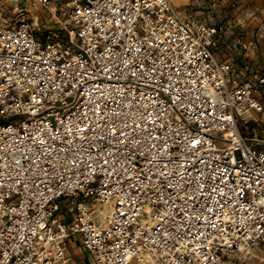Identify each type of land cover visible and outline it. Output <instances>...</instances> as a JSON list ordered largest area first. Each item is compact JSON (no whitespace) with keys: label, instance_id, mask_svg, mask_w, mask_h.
I'll list each match as a JSON object with an SVG mask.
<instances>
[{"label":"built area","instance_id":"2783aa9c","mask_svg":"<svg viewBox=\"0 0 264 264\" xmlns=\"http://www.w3.org/2000/svg\"><path fill=\"white\" fill-rule=\"evenodd\" d=\"M192 8L71 0L54 29L0 26V264H73V239L87 264L264 249V74L249 33Z\"/></svg>","mask_w":264,"mask_h":264},{"label":"rangeland","instance_id":"374dc122","mask_svg":"<svg viewBox=\"0 0 264 264\" xmlns=\"http://www.w3.org/2000/svg\"><path fill=\"white\" fill-rule=\"evenodd\" d=\"M82 1L85 2V0ZM171 1L173 5L182 9L186 7L192 8V4L195 2V0ZM49 2L47 7H42L37 0H0V26L13 27L20 18L25 16L32 19V21L35 18V26L40 30L54 29L59 26L56 17L61 9L68 7L71 0H49ZM188 14V19H194L209 25L225 26L229 36L233 32L241 33L244 30L245 33H249L247 37L253 42V45H248L247 55L249 63L258 69L260 73L264 74V33L257 35L258 26L264 21V0H201ZM262 96L264 100V92ZM253 118L250 128L260 127V131L264 132V112L254 114ZM254 120L257 122H254ZM241 132L245 133V129L241 128ZM262 139H264V135ZM62 204L63 207L66 206L64 202ZM104 207L106 205H97V203L94 207L96 211L95 219L103 227L106 226L110 216L100 213ZM74 261L76 262V260H73V264ZM221 262L223 264H264V249L234 252L224 260H221ZM75 264L78 263L76 262ZM84 264H87V262ZM130 264L146 263L134 260Z\"/></svg>","mask_w":264,"mask_h":264},{"label":"crops","instance_id":"0c3cea01","mask_svg":"<svg viewBox=\"0 0 264 264\" xmlns=\"http://www.w3.org/2000/svg\"><path fill=\"white\" fill-rule=\"evenodd\" d=\"M79 242L73 239L70 243V253L73 255V260L75 259L78 264H84L88 261L86 253L82 250ZM71 255V256H72ZM74 261V264L76 263Z\"/></svg>","mask_w":264,"mask_h":264},{"label":"bare ground","instance_id":"6f19581e","mask_svg":"<svg viewBox=\"0 0 264 264\" xmlns=\"http://www.w3.org/2000/svg\"><path fill=\"white\" fill-rule=\"evenodd\" d=\"M101 209V208H100ZM107 209V210H106ZM106 212H105V211ZM111 206L110 205H106V207H104V209H102L101 211H100V213L102 214V215H105L106 216V214H108L107 216H109L110 214H111ZM102 218V217H101ZM105 220V219H104ZM103 220V221H104ZM132 263V262H131ZM145 263L146 264H157L156 262H155V259L153 258V257H151L150 255H147V257H146V259H145ZM220 264H223L222 262H220Z\"/></svg>","mask_w":264,"mask_h":264}]
</instances>
